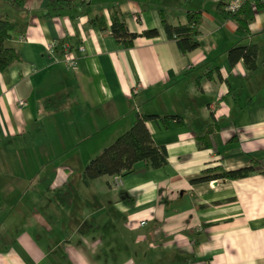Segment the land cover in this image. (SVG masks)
<instances>
[{"label":"crops","instance_id":"0c3cea01","mask_svg":"<svg viewBox=\"0 0 264 264\" xmlns=\"http://www.w3.org/2000/svg\"><path fill=\"white\" fill-rule=\"evenodd\" d=\"M50 1L0 0L17 25L6 46L22 59L0 71V264H264V9L242 32L230 0H72L46 15ZM116 11L130 31L159 36L125 48L110 29ZM188 12L203 21L185 54L163 20ZM251 43L257 69L232 64L229 50ZM138 113L161 116L147 126L168 163L86 184L85 167ZM171 115L183 123L162 120ZM252 162L245 178L194 182Z\"/></svg>","mask_w":264,"mask_h":264},{"label":"trees","instance_id":"16d2710c","mask_svg":"<svg viewBox=\"0 0 264 264\" xmlns=\"http://www.w3.org/2000/svg\"><path fill=\"white\" fill-rule=\"evenodd\" d=\"M3 1L19 9H25V0ZM73 5L74 2L72 0H51L46 15L59 13L63 9L72 8ZM221 5L223 6V4ZM225 9L226 13L238 22L240 31L249 32V24L254 20L256 13L264 9V2H256L254 4L248 0L235 13L228 11L227 8ZM202 21L203 16L201 12H188L187 20L183 24L173 25L166 19L163 20V23L168 37L175 39L178 42L180 50L186 54L200 46L199 36L201 34L200 26ZM92 22L101 30L109 28L106 19L102 15L95 16ZM16 26L13 20L0 17V71L22 60L18 51L6 46V41L11 37V32L16 29ZM110 29L112 35L125 48L133 47L138 37L155 38L159 36V31L156 28L147 29L141 33L130 31L126 22V16L120 11L114 13ZM258 56L259 46L254 43L234 47L228 52V59L232 64L243 61L245 66L250 70L257 69ZM216 71L219 72V68H216ZM212 73V71H208L206 75L212 77ZM200 81L201 78H199L198 84H200ZM227 82L230 84L229 80ZM65 99L66 96L49 99L45 102L44 108L46 110H56L63 105ZM238 105L242 109L249 106L250 102L245 105ZM158 117L161 116L138 113L130 129L121 134L111 145L91 159L83 172V181L89 184L91 180L104 175L124 176L135 171L137 164L140 162H144L147 167L154 169L165 166L168 163V151L165 146L156 144L147 126L149 120ZM171 118L176 119L178 124L183 123L179 115L167 116L162 118V120L166 121ZM205 136H201L200 138H204ZM259 165L257 162H252L247 167L235 170H224L221 166L210 168L205 171L203 177L195 179L194 182L210 181L213 179H242L256 172ZM259 172L264 174V169H259Z\"/></svg>","mask_w":264,"mask_h":264},{"label":"built area","instance_id":"2783aa9c","mask_svg":"<svg viewBox=\"0 0 264 264\" xmlns=\"http://www.w3.org/2000/svg\"><path fill=\"white\" fill-rule=\"evenodd\" d=\"M218 1H221V0H218ZM246 1H248V0H230L227 3L226 8H227L228 11H230L232 13H235L241 8L242 4L244 2H246ZM249 1H252L254 4L256 2H264V0H249ZM81 50H84V48L81 47ZM66 62H67V65L69 67H72V66H74L76 64V60L72 56H69ZM21 103L24 104L23 101ZM120 180H121L120 176H116L115 177L114 183H115L116 186L119 184ZM143 224H144V222H143ZM204 264H207V263H204Z\"/></svg>","mask_w":264,"mask_h":264}]
</instances>
